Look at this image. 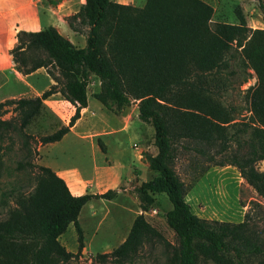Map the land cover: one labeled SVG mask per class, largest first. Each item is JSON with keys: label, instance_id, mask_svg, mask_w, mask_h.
I'll return each instance as SVG.
<instances>
[{"label": "trees", "instance_id": "trees-1", "mask_svg": "<svg viewBox=\"0 0 264 264\" xmlns=\"http://www.w3.org/2000/svg\"><path fill=\"white\" fill-rule=\"evenodd\" d=\"M261 8L264 13L262 3ZM234 11L238 22L212 25L213 6L205 0H145L143 5L85 0L66 16L73 30L85 34L84 46L75 45L53 25L17 32L18 43L11 50L15 68L28 74L43 66L55 82L40 94L0 101V176L4 155L18 137L24 154L16 160L15 169L29 180L16 181L1 197L6 215L0 218V264L67 261L74 253L59 236L73 223L81 250L83 229L78 215L83 205L94 197L112 199L118 192L108 188L73 194L52 167L34 160V137L25 132L45 110L44 99L60 91L75 111L67 125L39 135L37 140L61 139L88 104L92 74L100 80L94 96L106 107L137 101L139 118L154 127L157 147L155 154L145 153L156 174L134 186L142 211L134 216L126 237L111 251L98 252L94 262L136 264L141 250L152 253L159 249L167 264L208 260L264 264V235L253 226L256 215L252 212L261 208L260 201H252L241 221L201 217L186 199L189 183L175 168L180 149L190 152L192 180L212 164H232L264 197V168L256 165L264 159V28L249 26L239 6ZM236 57L237 66L254 71L256 82L248 88L251 120L229 132L233 114L220 94L226 80L237 73L232 63ZM250 75L245 74L243 80ZM8 111L11 114L5 117ZM233 141L237 147L227 153ZM156 192H164L171 202L166 220L175 243L143 213L154 202Z\"/></svg>", "mask_w": 264, "mask_h": 264}, {"label": "rangeland", "instance_id": "rangeland-1", "mask_svg": "<svg viewBox=\"0 0 264 264\" xmlns=\"http://www.w3.org/2000/svg\"><path fill=\"white\" fill-rule=\"evenodd\" d=\"M205 1L213 6L212 25L216 21L238 22L234 11L237 6L243 10L249 26L255 28L264 25V13L261 8V3L264 4V0H261V2L258 0ZM144 2L145 0H137L136 5H143ZM81 27L86 30L85 25ZM232 51L237 53L235 48ZM3 59L4 56L0 54V60ZM236 60L238 58L235 61L233 60L232 63L233 66L235 65L237 73L226 80L227 85L220 94L222 103L233 114V123L227 126L229 132L242 128L246 122L251 120L252 112L250 110L248 88L256 82L254 71L249 67L244 71L243 68L236 65ZM39 70L47 71L43 66L39 67ZM41 72L29 78L30 84L21 79L19 75L15 77L10 74V78L0 87V101L8 97L33 96L37 95L36 93H41L47 85L45 84L46 80L42 78L43 73ZM249 72L251 75L248 79L243 80V76ZM50 78L52 77L50 76ZM54 82L55 80L53 79ZM99 89L100 80L95 74H92L87 85L89 107L83 109V111L81 109L79 116L81 115L80 118H84V120L82 122L80 119L81 122L77 125L78 128L76 127L75 129H79L96 143H99L98 139L104 143L102 140L104 135L101 134L113 130L112 126L109 125H113V127L119 125L120 113L128 114L129 118L135 116V103L137 101L107 108L94 96ZM57 96L59 97L58 108L54 109L46 105L45 110L25 128V132L34 137V139H31V143L35 151L34 160L38 163L47 164L43 158V145L45 143H41L37 140V137L41 134L52 132L60 126L67 125L75 111V107L70 101L63 100L65 98L60 91H57ZM10 114L11 111H8L4 116L7 117ZM104 118L106 119L104 120ZM142 125L140 129L136 125L134 126L135 131H142L143 135L140 138L133 134L127 135L123 133H117L116 136L123 143L125 150H133L136 145L143 148V163L141 164L140 162L139 167L142 171V176L145 179H149L156 172L146 167L145 162L148 161L145 153H156L157 147L154 144V127L147 122ZM241 136L247 138L248 134L242 132ZM133 143L135 146H133ZM113 145H115L114 140L110 143V147ZM236 147L237 144L233 141L227 153ZM67 152L73 156H70V160L65 159L67 163H77L86 166V168L92 166L89 144H79L78 146L71 144ZM23 154L24 151L20 147L19 138L16 137L12 148L4 155L5 161L0 176V218L6 215V207L1 202L3 194L16 181L19 180L22 183L29 181L24 172L15 169L16 160L22 157ZM189 154L190 152L184 149L178 150L175 168L180 176L189 183L186 199L190 203L191 209L201 217L236 222L243 219L244 213L250 208L253 200H259L261 208L252 209L253 215H256L253 218V221H255L253 226L264 235V197L258 195L256 190L241 177L238 168L232 164H212L199 178L192 180L190 177L191 166H189V157L191 155ZM223 158L225 159V157ZM202 161H205V159H202ZM103 162L106 165L110 161L106 160ZM256 165L259 169H263L264 159L259 160ZM136 183L134 180H128L115 184L118 192L112 199L94 197L84 204L78 215L83 229V247L78 251L77 231L74 224L70 223L67 229L59 236V240L74 255L60 264H96L94 258L98 252L111 251L126 237L134 216L142 211L134 191ZM154 197V202L143 213L147 220L162 232L168 240L169 238L171 239V241L169 240L170 242L175 243L174 231L166 220V212L172 206L171 202L164 192H156ZM9 200L11 202V199ZM136 264L167 263L160 254L159 249H155L152 253H149L147 249H143ZM200 264L217 263L208 260L202 261Z\"/></svg>", "mask_w": 264, "mask_h": 264}, {"label": "crops", "instance_id": "crops-1", "mask_svg": "<svg viewBox=\"0 0 264 264\" xmlns=\"http://www.w3.org/2000/svg\"><path fill=\"white\" fill-rule=\"evenodd\" d=\"M84 1L85 0H57L56 2L50 0H0V54L4 56V59L0 60V87L10 78V74L15 77L19 75L21 79L30 84L29 78L43 71L38 68L31 73L22 74L15 68L11 50L18 43L16 34L19 30H38L53 25L75 45H85V34L73 30L66 19V16L76 12ZM115 1L136 5L137 0ZM258 27H264V25ZM41 73H43V75H41L42 78L46 80L45 84H47L46 88H48L49 85L53 83V79L50 78L47 71ZM36 94H40V92ZM58 98L57 92L52 93L44 99V104L56 109L59 105L57 103L59 100ZM63 100L69 102L66 99ZM72 105L74 106V104ZM88 107L89 100L87 106L81 109L83 111V109H87ZM135 109L136 115L131 116V118H129L130 116H128V114L120 113L121 117L118 120L119 125L117 127L109 125L112 126L113 130L101 134L104 135L102 136L104 143L98 139L101 146L79 129H75L81 120L82 122L84 120V118H80L81 115H78L76 121L70 126L69 131L66 132L61 139L43 145V158L47 163L45 165L52 167L65 179L73 194L103 192L108 188L117 189L115 184H120L124 181L134 180L137 182L136 184H139L142 180H146L142 176V171L139 167V163H143V148L137 145L135 146L133 143V146H135L133 150H125V148H123V143L116 136L117 133L127 135L133 134L138 138L143 135L141 130H138V132L134 130L135 125L140 129V126L146 123L138 116L137 102L135 103ZM105 119L106 118H104V120ZM112 140L115 141V145L110 147ZM71 144H76V146L79 144H89L90 156L92 157V166H90V168H86V166L77 163H67L65 161V159L70 160V156L73 157L72 154L67 152ZM106 160L110 162L104 165L103 161ZM145 164L147 168L154 171L148 166V162H145Z\"/></svg>", "mask_w": 264, "mask_h": 264}, {"label": "built area", "instance_id": "built-area-1", "mask_svg": "<svg viewBox=\"0 0 264 264\" xmlns=\"http://www.w3.org/2000/svg\"><path fill=\"white\" fill-rule=\"evenodd\" d=\"M169 240L171 241V239L169 238Z\"/></svg>", "mask_w": 264, "mask_h": 264}]
</instances>
